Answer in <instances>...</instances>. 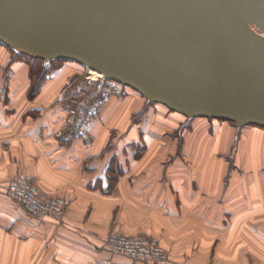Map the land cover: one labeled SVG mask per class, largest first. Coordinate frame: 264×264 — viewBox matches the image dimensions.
I'll list each match as a JSON object with an SVG mask.
<instances>
[{"label": "crops", "instance_id": "crops-1", "mask_svg": "<svg viewBox=\"0 0 264 264\" xmlns=\"http://www.w3.org/2000/svg\"><path fill=\"white\" fill-rule=\"evenodd\" d=\"M10 58L0 45V264H150L112 255L111 231L153 236L170 264H264V129L185 119L128 91L105 104L89 144L65 141L53 135L60 91L83 69L63 62L30 98L28 64ZM113 155L122 173L106 192ZM17 175L62 198L63 217L9 199Z\"/></svg>", "mask_w": 264, "mask_h": 264}, {"label": "water", "instance_id": "water-1", "mask_svg": "<svg viewBox=\"0 0 264 264\" xmlns=\"http://www.w3.org/2000/svg\"><path fill=\"white\" fill-rule=\"evenodd\" d=\"M0 43L189 119L264 128V0H0Z\"/></svg>", "mask_w": 264, "mask_h": 264}, {"label": "built area", "instance_id": "built-area-1", "mask_svg": "<svg viewBox=\"0 0 264 264\" xmlns=\"http://www.w3.org/2000/svg\"><path fill=\"white\" fill-rule=\"evenodd\" d=\"M125 87L100 73L84 69L60 91L58 107L63 112V118L61 127L53 135L65 141L80 138L89 144L91 124L107 102L126 93ZM6 194L27 213L54 220H60L64 215L66 202L62 198L41 192L24 176H15L7 184ZM106 248L112 255L126 256L134 262H171L158 240L147 234L129 236L111 231L106 238Z\"/></svg>", "mask_w": 264, "mask_h": 264}, {"label": "trees", "instance_id": "trees-1", "mask_svg": "<svg viewBox=\"0 0 264 264\" xmlns=\"http://www.w3.org/2000/svg\"><path fill=\"white\" fill-rule=\"evenodd\" d=\"M1 46H3L5 49H7L10 52L11 58H10V62L17 60H21L25 63L28 64L29 67V79H30V88L28 89V96L31 98L33 96L36 95V93L38 92L40 86L43 84V82L46 80V78L56 69L58 68L63 62H69V63H76V62H72V61H67V60H51V61H43L40 59H35L32 57H28L22 54H18L16 52H14L12 49L8 48L7 46L3 45L0 43ZM78 64V63H76ZM80 65V64H78ZM81 68L83 69L82 72L84 71V67L82 65H80ZM126 89V93L128 91H132L136 94H138L146 103V105L148 104H158V103H151L147 100H145L138 92L134 91L133 89L129 88V87H125ZM124 95V94H123ZM122 95V96H123ZM161 105V104H159ZM164 106V105H162ZM165 107V106H164ZM168 111L170 112H174L169 110L167 107H165ZM144 111L141 110L140 112H138L136 115H134L133 120H139V118L142 117ZM184 117V116H183ZM185 119H188L186 117H184ZM209 119V118H207ZM218 121H224L229 123L230 125H232L233 127H235L234 123L227 121V120H220V119H215ZM246 126H255V127H259L261 129H264L263 127L260 126H256V125H246ZM182 132V128L180 127L178 129L177 132H175L174 134L179 138L180 134ZM134 158L138 159L141 156V153L143 152V149H140L138 147H136L134 149ZM122 173V167L117 163L116 157L113 155L110 157L109 160V164H108V168H107V182H108V186L106 187V192H110V190L112 189L116 178Z\"/></svg>", "mask_w": 264, "mask_h": 264}, {"label": "bare ground", "instance_id": "bare-ground-1", "mask_svg": "<svg viewBox=\"0 0 264 264\" xmlns=\"http://www.w3.org/2000/svg\"><path fill=\"white\" fill-rule=\"evenodd\" d=\"M91 72H93V73H97V72H95V71H92V70H90Z\"/></svg>", "mask_w": 264, "mask_h": 264}, {"label": "rangeland", "instance_id": "rangeland-1", "mask_svg": "<svg viewBox=\"0 0 264 264\" xmlns=\"http://www.w3.org/2000/svg\"><path fill=\"white\" fill-rule=\"evenodd\" d=\"M14 202V201H13ZM15 203V202H14ZM17 204V203H16ZM18 205V204H17ZM19 206V205H18ZM20 207V206H19ZM27 213V212H26ZM30 214V213H29Z\"/></svg>", "mask_w": 264, "mask_h": 264}]
</instances>
